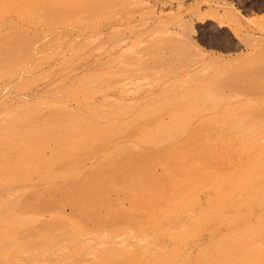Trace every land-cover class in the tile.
<instances>
[{
	"label": "rangeland",
	"instance_id": "rangeland-1",
	"mask_svg": "<svg viewBox=\"0 0 264 264\" xmlns=\"http://www.w3.org/2000/svg\"><path fill=\"white\" fill-rule=\"evenodd\" d=\"M75 1L77 0H69V2L68 0H0V231L4 229V232H0V264H52L51 262L54 264H127V262L129 264H160L161 262V264H241L242 262L255 264V251L258 248L255 245L259 246L261 242V246L264 245V229L257 234L255 226L251 229L253 233L245 229L246 232L253 235L248 237L243 231L245 235L242 234L246 236L243 238L247 241L244 240L246 244L241 243L242 246L238 244L239 240L237 241L238 238L241 239V236L235 240L243 229L238 232L239 230L237 229V231L236 228L242 226L235 227V230L232 229L235 233L231 231L234 233L231 235V232L228 233L227 219L236 221L241 215H247V212L255 207L257 201L253 202L252 200L257 198L258 194L264 198V185L260 186L257 183V181L262 182V178H264V171H262L264 162L253 160L255 159L253 156L249 160H252L253 166L247 160L249 158L243 161L238 160L235 163L238 170L227 172V167V171L221 170L223 175L220 172L218 178L215 169L223 159L226 161L227 158L225 159L223 156V151H221L222 154L219 153L218 150H221V147H217L219 143L217 140V145L214 143L217 148L215 149L214 146L209 150L205 138L209 132L229 129L240 116L243 122L247 120L248 118H242V114L243 116L248 115L255 105H246V107L241 103L242 100L253 98L259 95L255 93L264 90V55L263 57L260 55V50L264 52V33L257 29V23L260 24L264 20V0H121L123 2L120 0H99L102 3L98 0H82L83 2L78 0L80 2L76 5ZM116 4L117 6H115ZM218 12L221 15L217 14ZM195 17H199L202 22L217 23L214 25L212 23L214 27L210 26L209 28L196 27L194 25ZM257 18H261V21ZM178 24L182 26V30H190L192 39L186 40V42L182 40L184 43L177 40L179 38L172 39L181 30L178 28ZM218 25L224 27H218ZM172 30L173 32L176 30V33L174 32V34ZM243 40L247 42L243 43ZM177 46L180 48H176ZM253 47L258 50L254 48L253 51ZM256 52L258 53L254 57ZM236 67L238 70L243 68L240 71L244 70L245 73L252 74L248 75L243 71L241 73L244 74L240 75V71L238 74ZM251 69L254 71H249ZM231 73L233 75L237 73L238 75H235L239 78H235V75L232 76ZM214 74L220 79L214 78ZM224 75H228L229 78L231 76L230 80L227 76L224 78ZM216 80L218 81L215 82ZM263 96L264 94L261 97L257 96L262 98L259 101V107L261 103H264ZM133 103L136 104L133 105ZM263 105L262 108H252L255 112L259 111L254 118L261 114L263 115L261 117H264ZM196 116L209 117L206 119L207 121L204 120L205 126L203 121L197 124V120L200 118H196ZM249 119L246 123L252 120L251 117ZM8 131L11 132L8 133ZM224 131L222 133H227ZM76 134H78L77 137ZM202 135L206 136L205 140L200 139V137H204ZM145 139L147 140L145 141ZM211 145L213 146V144ZM193 146H197V148ZM69 147L71 149H67ZM181 147L185 148V152ZM124 151L125 153H123ZM159 151L160 153H157ZM171 152L172 154H170ZM91 156L93 157L91 158ZM263 156L262 159H264ZM229 157L233 158L230 155ZM254 157H260L258 160H261V155ZM236 158L233 159L236 160ZM203 159L206 163L203 162ZM211 159L213 165H210ZM187 161L191 163H187ZM225 161L224 165L227 166ZM255 161L260 165H254ZM215 162L219 163L216 165ZM181 163L185 165L187 163L188 166ZM237 164L241 166L238 168ZM254 166H256V171L261 174H257L256 178L254 177L256 174H252L256 173ZM240 167L243 168L242 170L246 168L247 171L242 172ZM249 167L251 170L248 169ZM183 168H185L184 171ZM188 168L189 170H186ZM191 168L197 170L192 171ZM219 168L217 169L220 170ZM127 169L130 171H125ZM199 170L201 171L199 172ZM207 170L214 173L215 178L212 176L213 174L209 177L206 173L210 171L207 172ZM130 172L131 174H129ZM138 173H140L139 180L145 179L142 182L139 181L141 185L136 181ZM176 173L181 174L177 176ZM193 173L196 175L194 178H192ZM224 173H229V175ZM182 174L189 175L183 177L187 178L186 180L190 178V180L183 179ZM132 175L135 178L134 176L132 178ZM204 175L209 181L206 184ZM151 176L153 177L151 178ZM171 177L172 179L181 177L182 180L179 178L177 182V179L172 181ZM251 177H254L257 184L251 180L253 184L250 185ZM258 177L261 178V181L258 180ZM211 178L215 179L213 180L216 181L217 187L220 186V183L228 184V186L223 185L225 188L220 187L222 188L220 190L212 188L210 185L213 184L214 187L215 183L210 180ZM195 179L198 182L197 185ZM184 180L186 185L190 183L193 185H190V191L185 184L178 185L180 188L178 190L176 184H179L180 181H182L180 183H184ZM194 181L195 183H192ZM152 184H154L152 188L154 191L150 188ZM255 184L259 185L258 188H262L261 191L256 188ZM146 185L150 187L147 188ZM170 185L175 186L173 188L175 192L177 189L176 194L171 195L175 192L169 191L172 188ZM138 186H141L139 188H143V191L136 188ZM235 186L236 190H234ZM242 186L244 187L242 188ZM164 187H169V190ZM208 187L209 189H207ZM231 187L234 188L232 189L233 193L230 191ZM254 187L259 192H256L258 194L254 193L255 190L252 189ZM163 188L166 193L162 192ZM77 189H80L79 191L84 194ZM134 189L140 192L138 193ZM214 190H222L224 194L228 190L230 194L228 195L226 192L227 197H224L226 201L223 197L220 201L218 196H222L219 195L221 192L217 191L218 195H216ZM252 190L253 192H251ZM247 191L255 195L248 194ZM135 192L138 193L136 197L139 198L134 197ZM167 192L170 197L175 195L176 197H168ZM145 193L147 196L150 195L149 197L153 195L154 197L150 199L148 197L147 201ZM206 193H209L208 196ZM212 193L217 197L213 196V198ZM178 194L181 196H177ZM192 194L198 197V200L194 196L192 197ZM205 195L206 198H204ZM127 196L135 199H128ZM141 196L142 198H140ZM178 197L181 200H178ZM216 198L218 199L215 201ZM140 199H144L151 205L147 203L146 205ZM160 199L163 200L160 201ZM204 199L207 204L209 201L211 205L210 203L204 204L206 203ZM251 201L253 203H250ZM261 201L259 200V202ZM175 202L177 203L175 204ZM201 202L202 204H200ZM35 203L36 205H33ZM111 203L113 206L110 205ZM246 203L250 210L247 207L244 209L243 205ZM115 204H118L119 208ZM235 204L238 206V210L241 206L242 212L239 210L238 214L235 213L237 208L234 206ZM170 205L174 206L170 207ZM40 206L42 207L40 208ZM126 206L129 208H124ZM149 206L151 207L150 211ZM227 206L231 207V211L226 209ZM94 207L98 210H94ZM152 208L157 212L152 211ZM196 208H198V212ZM224 208L227 211L223 212ZM232 208L234 209L232 210ZM41 209L46 210L41 211ZM168 209L171 211H167ZM208 209L210 210L208 211ZM60 210L63 213H60ZM90 210L92 211L89 212ZM218 210L222 213L217 215ZM232 213L234 215H231ZM142 214L145 215H143L145 218L140 217ZM182 214L185 215L184 218ZM155 216L159 218H155ZM152 217L153 219H151ZM223 217L224 221H222ZM214 219L216 223H213ZM218 219L221 223L217 222ZM151 220H153L152 223ZM201 220L203 221L201 222ZM139 221L140 223H138ZM174 221L177 222L173 225ZM209 221H213L214 225L208 226L211 225L208 224ZM20 222L23 225H20ZM117 222L119 223L117 224ZM101 223L102 225L105 223L104 227H99ZM197 223L200 225L198 228L195 227ZM224 223L225 225H222ZM251 223H253L252 220ZM18 224L20 227L17 226ZM169 224L172 226H168ZM193 225L194 228L191 230ZM54 227L59 228L57 230ZM11 229H14V232ZM68 230L69 232L66 233ZM71 232L72 234L69 235ZM182 234L186 236L183 237ZM255 237L256 239H254ZM23 244L24 246H21ZM110 245H112L111 248ZM248 246H250L249 249L255 247V250L253 251L252 248L249 250ZM261 246L259 248H262ZM114 249L117 250L114 251ZM116 253L120 254L117 256ZM133 253L134 255H131ZM260 253L258 257L261 262L263 260V263L258 264H264V248ZM151 255L153 256L150 257ZM136 256L137 258H135ZM256 259L258 260V258ZM181 260L183 261L181 262Z\"/></svg>",
	"mask_w": 264,
	"mask_h": 264
},
{
	"label": "bare ground",
	"instance_id": "bare-ground-1",
	"mask_svg": "<svg viewBox=\"0 0 264 264\" xmlns=\"http://www.w3.org/2000/svg\"><path fill=\"white\" fill-rule=\"evenodd\" d=\"M26 1H27V0H26ZM59 1H60V0H59ZM81 1H82V0H81ZM98 1H99V0H98ZM109 1H110V0H109ZM115 1H116V0H115ZM120 1H121V0H120ZM64 2H67V1H64ZM68 2H69V0H68ZM70 2H71V1H70ZM79 2H80V1H79ZM79 2H78V0L75 1V5H76V3L78 4ZM82 2H83V1H82ZM96 2H97V1H96ZM99 2L102 3V1H99ZM121 2H123V1H121ZM121 2H120V3H121ZM131 2H132V1H131ZM32 3H33V2H32ZM113 3H114V2H113ZM113 3H112V4H113ZM109 4H110V3H109ZM112 4H111V5H112ZM26 5H27V4H26ZM113 5H114V4H113ZM164 5H165V4H164ZM164 5H163V6H164ZM27 6H29V5H27ZM30 6H31V5H30ZM44 6H45V5H44ZM46 6H47V5H46ZM71 6H72V5H71ZM115 6H117V4H116ZM119 6H120V5H119ZM161 6H162V5H161ZM163 6H162V7H163ZM74 7H75V6H74ZM109 7H110V6H109ZM40 8H41V7H40ZM44 8H45V7H44ZM64 8H67V7H64ZM100 8H101V7H100ZM102 8H103V6H102ZM106 8H107V7H106ZM120 8H121V7H120ZM167 8H168V6H167ZM256 8H257V7H256ZM62 9H63V8H62ZM116 9H117V8H116ZM64 10H65V9H64ZM68 10H69V9H68ZM205 10H206V9H205ZM101 11H103V10H101ZM105 11H106V10H105ZM116 11H117V10H116ZM164 11H165V10H164ZM209 11H210V10H209ZM65 12H66V11H65ZM68 12H70V11H68ZM97 12H98V11H97ZM110 12H111V11H110ZM211 12H214V11H211ZM215 12H216V11H215ZM217 14L221 15L219 12H218ZM217 14H216V15H217ZM213 15H214V14H213ZM259 15H260V14H259ZM252 16H253V15H252ZM261 16H262V15H261ZM156 18H157V16H156ZM252 18H253V17H252ZM157 19H158V18H157ZM189 19H190V18H189ZM191 19H192V18H191ZM249 19H250V18H249ZM257 19H258V18H257ZM257 19H256V20H257ZM260 19H261V18H260ZM260 19H258V20H260ZM263 19H264V18H263ZM154 20H155V19H154ZM154 20H153V21H154ZM186 20H187V18H186ZM204 20H205V19H204ZM188 21H191V20H188ZM212 21H213V20H212ZM260 21H261V20H260ZM255 22H256V21H255ZM212 23H213V25H214L215 22H211V24H210V22H202V20H201L199 17H197V18L195 17V18H194V25H195L196 27H197V26H198V27H208V28H209L210 26L214 27V26L212 25ZM216 23H217V22H216ZM216 23H215V24H216ZM256 23H257V22H256ZM174 24H175V23H174ZM187 24H188V22H187ZM190 24H191V23H190ZM258 24H259V23H257V29H258L260 32L264 33V20H263L262 23H260L259 25H258ZM178 25H179V24H178ZM176 26H177V25H176ZM188 26H189V25H188ZM181 27H182V26H180V25L178 26L179 29H180ZM218 27H224V26H223V25H218ZM182 29H183V28H181L180 32H177V33H176V30H177V29L174 31V32L176 33L177 37H176V35H175V38H172L173 40L176 39V38H179V39H177V40H181V42H183V41L186 42V40H190V39H192V34H191L190 30H189V29H188V30H187V29L182 30ZM205 29H206V28H205ZM148 30H149V29H148ZM191 30H192V28H191ZM258 30H257V31H258ZM238 31H239V30H238ZM172 32H173V30H172ZM174 32H173V33H174ZM239 32H241V31H239ZM173 33H172V34H173ZM175 33H174V34H175ZM163 35H164V34H163ZM167 36H168V35H167ZM258 36H260V35H258ZM109 37H110V36H109ZM160 37H161V36H160ZM171 37H172V35H171ZM171 37H169V38H171ZM165 38H166V37H165ZM238 38H240V37H238ZM159 39H160V38H159ZM163 39H164V38H163ZM235 39H236V38H235ZM106 40H107V39H106ZM182 40H183V41H182ZM161 41H162V40H161ZM165 41H166V40H165ZM191 41L193 42V40H191ZM263 41H264V40H263ZM179 42H180V41H179ZM245 42H247V41H246V40H243V43H245ZM164 43H165V42H164ZM177 43H178V42H177ZM183 43H184V42H183ZM148 44H149V43H148ZM169 44H170V43H169ZM188 44H189V43H188ZM259 44H260V43H259ZM161 45H162V44H161ZM263 45H264V44H263ZM171 46H172V45H171ZM174 46H175V45H174ZM174 46H173V47H174ZM182 46H183V44H182ZM157 47L159 48V47H161V46H157ZM165 47H166V46H165ZM173 47H171V48H173ZM178 47H179V46H177L176 48H178ZM147 48H148V47H147ZM155 48H156V47H155ZM174 48H175V47H174ZM179 48H180V47H179ZM254 48H255V47H253V51H254ZM141 49H142V47H141ZM148 49H149V48H148ZM263 49H264V48H263ZM255 50H258V48H257V49L255 48ZM260 51H261V54H260V55H262V57H263L264 52H263L262 50H260ZM249 52H250V51H249ZM172 53H176V52H172ZM257 53H258V52L254 53L253 56L255 57V56H256L255 54H257ZM262 53H263V54H262ZM168 54H169V53H168ZM170 54H171V53H170ZM176 55H177V54H176ZM178 55H179V54H178ZM178 55H177V56H178ZM251 56H252V54H251ZM133 57H134V56H133ZM175 57H176V56H175ZM177 58H178V57H177ZM177 58H176V59H177ZM260 58H261V57H260ZM126 61H127V60H126ZM128 62H129V61H128ZM144 62H145V61H144ZM262 63H263V62H262ZM193 65H194V64H193ZM201 66H202V65H201ZM253 66H254V65H253ZM246 67H247V66H246ZM236 68H237V67H236ZM249 68H250V67H249ZM129 69H130V68H129ZM240 69H243V68H240ZM240 69L238 70V68H237L238 72H237V71H236V72H237L238 74H239ZM245 69H248V68H245ZM253 69H254V67H253ZM253 69H251V70H249V71H252ZM235 70H236V69H235ZM115 71H116V70H115ZM124 71H125V70H124ZM218 71H220V70H218ZM222 71H223V70H222ZM243 71H244V70H241V71H240V75H242V74L245 73V71H244V73H241V72H243ZM253 71H254V70H253ZM253 71H252V72H253ZM233 72H234V69H233ZM233 72H232V73H233ZM133 73H134V72H133ZM216 73H217V72H216ZM216 73H215V74H216ZM232 73H231V74H232ZM237 73H235V74L238 75ZM246 73L248 74V72H246ZM246 73H245V74H246ZM150 74H151V73H150ZM168 74H169V73H168ZM211 74H212V73H211ZM215 74H214V75H215ZM218 74H219V73H218ZM227 74H228V73H227ZM235 74H234V75H235ZM249 74H252V73H249ZM249 74H248V75H249ZM212 75H213V74H212ZM234 75L232 74V76H234ZM236 75H235V78L238 77V76H236ZM118 76H119V75H118ZM121 76H122V75H121ZM121 76H120V77H121ZM165 76H166V74H165ZM224 76H225V77H224ZM224 76H222V77H224V78H226V76L228 77V75H224ZM251 76H252V75H251ZM122 77H123V76H122ZM213 77H214V78L217 77V78L220 79V77H218V76H216V75L213 76ZM222 77H221V78H222ZM105 78H106V77H105ZM105 78H104V79H105ZM111 78H112V76H111ZM111 78H110V79H111ZM118 78H119V77H118ZM124 78H125V77H124ZM211 78H212V77H211ZM228 78H229V77H228ZM230 78H231V76H230ZM230 78H229V80H230ZM238 78H239V77H238ZM110 79H109V80H110ZM176 79H178V78H176ZM219 79H218V80H219ZM246 79H247V78H246ZM114 80H115V79H114ZM174 80H175V79H174ZM209 80H210V79H209ZM212 80H213V79H212ZM218 80H216L215 82H217ZM221 80H223V79H221ZM235 80H236V79H235ZM241 80H242V79H241ZM210 81H211V80H210ZM219 81H220V80H219ZM231 81H232V80H231ZM242 81H243V80H242ZM111 82H112V80H111ZM172 82H173V81H172ZM222 83H223V82H222ZM103 84H104V83H103ZM223 85H225V84H223ZM231 86H232V85H231ZM261 90H262V89H261ZM255 94H256V95L259 94V95H257V96H260V97H261V96L264 94V90L259 91L258 93H255ZM172 95H173V94H172ZM172 95H171V96H172ZM252 96H255V95H252ZM257 96H255V97H253V98H250V97H249V98H244V100H242L241 103H242L244 106H246V105H248V106H249V105H255V107H254V106L252 107V108H255V109L262 108L261 106H262L264 103H261L260 107L258 106V105H259V101H260L262 98H259V97H257ZM167 97H169V96H167ZM263 97H264V96H263ZM167 99H168V98H167ZM263 101H264V100H263ZM157 102H158V101H157ZM134 104H136V103H133V105H134ZM152 104H155V103H152ZM256 104H257V106H256ZM145 105H146V104H145ZM143 106H144V105H143ZM141 107H142V106H141ZM210 107H211V106H210ZM246 107H247V106H246ZM263 107H264V105H263ZM143 108H144V107H143ZM205 108H207V107H205ZM244 108H245V107H244ZM252 108H251L250 112L248 113V115L243 116V114L241 113V114H242V118H244V119H245V118H248V119H249V118L251 117L252 120H251L250 122L246 123V121H247L248 119H247V120H244V122H243V119H241V118H240L241 116H240L239 119H237V122H236V123H234L233 125H231L230 128L228 127L229 129L226 128L227 131H226L225 128L222 129L223 131L225 130L224 132H227V133H222L223 131H221V130L218 131V130H217V131H215V132H209V134L206 135L207 137H206L205 135H202V136H204V137H200V139H203V140L206 139V140H207V142H208L207 144H208V145H206V146L209 147V148H208L209 150H210V148H214V146H215V149H216L217 147L220 146V147H221V150H220V149L218 150L219 153H220L221 151H223V156L225 157V159L227 158L226 161H225L224 159L222 160L223 163H222V162H220V163H219V162H215L216 165H217V163H219V164H218V167H217L216 165H215V167H217V168L220 167V168H219L220 170H218L217 168L215 169V170L218 171V173H217V171H216V173H215L216 175L218 174L217 177H218V176L220 177V174H219V173H220V172L222 173L221 170H223L224 172L227 171V169H228L227 172H229V171H233V170L236 171L237 168H236V164H235V163H237L238 160H239V161H240V160L243 161V160H246L247 158H249V159H247V160L249 161L250 158H252L251 156H253V158H255V159H253V160H256V159H257V161L260 162V163H261V162H264V159H262V156L264 155V117H261V116H263V115L261 114V116H259V117H255V118H256V119H255L254 116H256V114H258L259 111L255 112L254 110H252ZM148 109H149V108H148ZM207 109H208V108H207ZM210 109H211V108H210ZM249 109H250V108H249ZM208 110H209V109H208ZM201 111H203V110H201ZM201 111H200V112H201ZM251 111H252V112H251ZM253 111H254V113H253ZM204 112H205V110H204ZM208 112H209V111H208ZM209 113H210V112H209ZM246 114H247V113H246ZM253 114H255V115H253ZM263 114H264V111H263ZM212 115H214V114H212ZM250 115H251V116H250ZM252 115H253V116H252ZM199 116H200V115H199ZM199 116H196V118H198ZM215 116H216V114H215ZM247 116H248V117H247ZM129 117H130V116H129ZM196 118H195V119H196ZM199 118H200V119L197 120V121H198L197 124L201 123V121H203L202 123H204L205 121H207L206 119L209 118V117H208V116H202V117H199ZM213 118H215V117H213ZM216 119H217V117H216ZM240 119H241V120H240ZM77 120H78V119H77ZM204 120H205V121H204ZM211 120H212V118H211ZM219 120H220V119H219ZM239 120H240L241 122H240ZM249 120H250V119H249ZM249 120H248V121H249ZM116 121H118V120H116ZM214 121H215V120H214ZM82 122H84V121H82ZM110 122H111V121H110ZM118 122H119V121H118ZM209 122H211V121H209ZM209 122H208V123H209ZM35 123H36V122H35ZM113 123H114V122H113ZM43 124H44V123H43ZM105 124H106V123H105ZM108 124H109V122H108ZM194 124H195V123H194ZM33 125H34V124H33ZM93 125H94V124H93ZM162 125H163V124H162ZM48 126H49V125H48ZM48 126H47V127H48ZM100 126H101V125H100ZM100 126H99V128H101ZM104 126H105V125H104ZM108 126H109V125H108ZM111 126H112V125H111ZM204 126H205V123H204ZM16 127L19 128L18 126H16ZM32 127H33V126H32ZM35 127H36V126H35ZM41 127H42V126H41ZM74 127H75V126H74ZM208 127H210V126H208ZM211 127H212V125H211ZM211 127H210V128H211ZM87 128H88V127H87ZM90 128H91V127H90ZM96 128L98 129L97 126H96ZM103 128H104V127H103ZM210 128H209V129H210ZM20 129H21V128H20ZM20 129H18V130H20ZM26 129H27V128H26ZM30 129H31V128H30ZM47 129H48V128H47ZM56 129H57V128H56ZM88 129H89V128H88ZM165 129H167V128H165ZM215 129H216V128H215ZM15 130H16V128H15ZM24 130H25V129H24ZM32 130H33V129H32ZM92 130H93V129H92ZM26 131H27V130H26ZM37 131H38V130H37ZM53 131H54V130H53ZM72 131H73V130H72ZM95 131H96V129H95ZM173 131H174V130H173ZM207 131H208V130H207ZM210 131H211V130H210ZM9 132H11V131H8V133H9ZM14 132H15V131H14ZM14 132H13V133H14ZM22 132H24V131H22ZM56 132H57V131H56ZM64 132H66V131H64ZM60 133H61V131H60ZM62 133H63V132H62ZM77 133H78V132H77ZM85 133H86V132H85ZM80 134H81V133H80ZM100 134H101V133H100ZM100 134H99V135H100ZM107 134H108V133H107ZM169 134H171L170 131H169ZM205 134H206V133H205ZM13 135H15V134H13ZM13 135H11V136H13ZM16 135H18V134L16 133ZM16 135H15V137H16ZM72 135H73V134H72ZM77 135H78V134H76V137H77ZM91 135H92V134H91ZM140 135H141V134H140ZM152 135H153V134H152ZM8 136H9V135H8ZM8 136H7V137H8ZM58 136H59V135H58ZM80 136H81V135H80ZM101 136H102V135H101ZM103 136H104V135H103ZM169 136H170V138H171V135H169ZM15 137H14V138H15ZM20 137H21V136H20ZM63 137H64V136H63ZM83 137H84V136H83ZM86 137H87V135H86ZM163 137H164V136H163ZM166 137H167V136H166ZM205 137H206V138H205ZM14 138H13V139H14ZM18 138H19V137H18ZM21 138H22V137H21ZM23 138H24V137H23ZM84 138H85V137H84ZM87 138H88V137H87ZM164 138H165V137H164ZM204 138H205V139H204ZM2 139H3V138H2ZM90 139H91V138H90ZM113 139H114V138H113ZM159 139H160V138H159ZM8 140H9V139H8ZM19 140H20V139H19ZM23 140H24V139H23ZM64 140H66V139H64ZM110 140H111V139H110ZM110 140H109V141H110ZM114 140H115V139H114ZM146 140H147V139H145V141H146ZM161 140H162V139H161ZM178 140H179V139H178ZM182 140H183V139H182ZM216 140H217V142H219L217 147H216V145H217ZM6 141H7V140H6ZM16 141H17V140H16ZM54 141H56V140H54ZM54 141H53V142H54ZM78 141H79V139H78ZM78 141H77V142H78ZM107 141H108V140H107ZM112 141H113V140H112ZM151 141H152V140H151ZM213 141H214V142H213ZM4 142H5V141H4ZM18 142H19V141H18ZM61 142H62V141H61ZM84 142H85V140H84ZM127 142H128V141H127ZM149 142H150V141H149ZM211 142H213V143H211ZM105 143H106V141H105ZM131 143H132V142H131ZM146 143H147V142H146ZM214 143H216V145H214ZM25 144H26V142H25ZM53 144H54V143H53ZM59 144H60V143H59ZM65 144H66V143H65ZM176 144H178V143H176ZM179 144H180V143H179ZM182 144H183V143H182ZM195 144H196V143H195ZM211 144H213V146H212ZM219 144H220V145H219ZM9 145H10V144H9ZM26 145H27V144H26ZM41 145H43V144H41ZM66 145H67V144H66ZM131 145H132V144H131ZM197 145H199V144H197ZM200 145H202V144H200ZM203 145H204V144H203ZM203 145H202V146H203ZM5 146H6V145H5ZM37 146H38V145H37ZM43 146H44V145H43ZM127 146H128V145H127ZM168 146H169V145H168ZM178 146H179V145H178ZM180 146H181V145H180ZM206 146H205V147H206ZM41 147H42V146H41ZM47 147H48V146H47ZM49 147H50V146H49ZM64 147H65V146H64ZM70 147H72V146H70ZM70 147L67 148V149H71ZM115 147H117V146H115ZM193 147H194V146H193ZM195 147L197 148V146H195ZM195 147H194V148H195ZM200 147H201V146H200ZM205 147H204V148H205ZM28 148H29V147H28ZM42 148H43V147H42ZM75 148H76V147H75ZM123 148H124V147H123ZM131 148H132V146H131ZM133 148H134V146H133ZM181 148H183V152H185V151H184L185 148H184V147H181ZM194 148H193V149H194ZM198 148H199V147H198ZM34 149L37 150V148H34ZM43 149H44V148H43ZM72 149H73V148H72ZM142 149H143V148H142ZM190 149H192V148H190ZM27 150H28V149H27ZM29 150H30V149H29ZM32 150H33V148H32ZM32 150H31V151H32ZM36 150H34V151H36ZM38 150H39V146H38ZM86 150H87V149H86ZM89 150H90V149H89ZM121 150H122V149H121ZM121 150H120V152H121ZM138 150H139V149H138ZM160 150H161V149H160ZM176 150L179 151L178 149H176ZM206 150H207V149H206ZM206 150H205V151H206ZM211 150H212V149H211ZM87 151H88V150H87ZM94 151H95V150H94ZM127 151H128V150H127ZM141 151H142V150H141ZM180 151H182V150H180ZM193 151L195 152L196 150H193ZM212 151H214V150H212ZM212 151H211V152H212ZM218 151H217V152H218ZM161 152H162V151H161ZM174 152H175V150H174ZM186 152H187V151H186ZM206 152H207V151H206ZM34 153H35V152H34ZM81 153H82V151H81ZM81 153H80V154H81ZM86 153H87V152H86ZM123 153H125V151H124ZM135 153H136V152H135ZM137 153H139V152H137ZM137 153H136V154H137ZM154 153H155V151H154ZM157 153H160V151L157 152ZM164 153H166V152H164ZM187 153H188V152H187ZM53 154H54V153H53ZM110 154H111V153H110ZM127 154H128V153H127ZM129 154H130V152H129ZM136 154H135V155H136ZM170 154H172V152H171ZM185 154H186V153H185ZM188 154H189V153H188ZM191 154L194 155L193 153H191ZM204 154H205V153H204ZM206 154H207V153H206ZM209 154H210V153H209ZM213 154H215V153H213ZM221 154H222V152H221ZM50 155H51V153H50ZM71 155H72V154H71ZM118 155H120V154H118ZM133 155H134V154H133ZM138 155H139V154H138ZM192 155H191V158H192ZM197 155H198V153H197ZM199 155H200V153H199ZM229 155H230L231 157H233L232 155H234L235 157H233V158L238 157V158H236L237 161H236L235 159H233V158H230ZM259 155H261V160H258V158L260 159V157H257V158L254 157V156H259ZM93 156H94V155H93ZM93 156H91V158H92ZM128 156H129V155H128ZM173 156H174V155H173ZM177 156H178V155H177ZM183 156H184V155H183ZM194 156H195V155H194ZM215 156H216V154H215ZM45 157H46V156H45ZM47 157H48V156H47ZM106 157H107V156H106ZM159 157H161V156H159ZM163 157H164V156H163ZM163 157H162V158H163ZM187 157H188V156H187ZM187 157H186V158H187ZM199 157H200V156H199ZM204 157H205V156H204ZM88 158H89V157H88ZM117 158H118V157H117ZM162 158H161V159H162ZM191 158H190V159H191ZM193 158H194V157H193ZM197 158H198V157H197ZM263 158H264V156H263ZM107 159H108V158H107ZM161 159H160V160H161ZM180 159H181V158H180ZM198 159H199V158H198ZM205 159H206V157H205ZM100 160H101V159H100ZM141 160H142V159H141ZM154 160H155V159H154ZM181 160H182V159H181ZM188 160H189V159H188ZM207 160H208V158H207ZM207 160H206V161H207ZM217 160H218V159H217ZM233 160L236 161V162H234ZM101 161H102V160H101ZM131 161H132V160H131ZM190 161H191V160H190ZM190 161H187V163H191V162H192V161H191V162H190ZM199 161H200V160H199ZM208 161H209V160H208ZM214 161H215V160H214ZM224 161L228 164V165L226 164L227 166L224 165ZM104 162H105V161H104ZM144 162H147V161H144ZM203 162H205L204 159H203ZM212 162H213V161H212V159H211V164H210V165H213ZM250 162H251V164L253 163L252 160L249 161V163H250ZM110 163H111V162H110ZM128 163H129V161H128ZM157 163H158V162H157ZM187 163H186V165L188 166ZM201 163H202V162H201ZM201 163H200V165H201ZM205 163H206V162H205ZM221 163H222L225 167H224ZM244 163L246 164L245 161H244ZM260 163H259V165H260ZM112 164H113V163H112ZM124 164H125V163H124ZM181 164L184 165V166H186V165L183 164V163H181ZM181 164H180V165H181ZM207 164H208V163H207ZM220 164H221V165H220ZM247 164H248V163H247ZM251 164H250V166H251ZM263 164H264V163H263ZM43 165H44V164H43ZM101 165H102V164H101ZM126 165H127V164H126ZM142 165H143V164H142ZM146 165H147V164H146ZM146 165H145V166H146ZM219 165H220V166H219ZM248 165H249V164H248ZM254 165H256V166L258 165L256 161L254 162ZM259 165H258V166H259ZM105 166H106V165H105ZM148 166H150V165H148ZM176 166H177V165H176ZM192 166H194V165H192ZM208 166H209V165H208ZM208 166H207V167H208ZM221 166H222V167H221ZM231 166H232V167H231ZM233 166H234L235 168H234ZM239 166H241V165H240V164H237V167H238V168H239ZM252 166H253V164H252ZM256 166H254V168H255ZM262 166H263V165H262ZM80 167H81V166H80ZM137 167H138V166H137ZM150 167H151V166H150ZM179 167H180V166H179ZM204 167H205V166H204ZM209 167H210V166H209ZM209 167H208V168H209ZM227 167H228V168H227ZM230 167H231V168H230ZM44 168H46V167H44ZM95 168H96V165H95ZM100 168H101V167H100ZM121 168H122V167H121ZM138 168H139V167H138ZM142 168H145V167L142 166ZM151 168H152V167H151ZM189 168H190V167H189ZM189 168L186 169V170H189ZM193 168H194V167H193ZM193 168H191L192 171H194V170L196 171V170H197V169H194V170H193ZM201 168H203V167L201 166ZM211 168H213V166H211ZM211 168H210V169H211ZM223 168H225V169H223ZM226 168H227V169H226ZM240 168H241V167H240ZM244 168H245V167H244ZM254 168L252 167V169H254ZM260 168H261V167H260ZM49 169H50V168H49ZM80 169H81V168H80ZM147 169H148V168H147ZM176 169H177V168H176ZM184 169H185V168H183V171H184ZM230 169H232V170H230ZM242 169H243V168L240 169L242 172H244V170L247 171L246 168H245L244 170H242ZM248 169L251 170L250 167H249ZM76 170H77V169H76ZM106 170H107V168H106ZM109 170H110V168H109ZM143 170H144V169H143ZM143 170H142V171H143ZM151 170H152V169H151ZM151 170H149V171H151ZM153 170H154V169H153ZM163 170H164V168H163ZM177 170H178V169H177ZM237 170H238V169H237ZM240 170H239V171H240ZM77 171H78V170H77ZM125 171H128V169L125 170ZM129 171H130V170H129ZM129 171H128V172H129ZM135 171H136V169H135ZM138 171L141 172L140 170H138ZM144 171H147V170H144ZM144 171H143V172H144ZM168 171H169V170H168ZM180 171H181V170H180ZM200 171H201V170H199V172H200ZM208 171H210V170H207V172H208ZM212 171H213V169H212ZM239 171H237L238 174H239ZM255 171H256V168H255ZM262 171H264V170H262ZM262 171H261V172H262ZM107 172H108V171H107ZM107 172H106V173H107ZM169 172H170V171H169ZM187 172H188V171H187ZM213 172H215V171H213ZM237 172H236V173H237ZM242 172H240V173H242ZM253 172H254V171H253ZM87 173H89V172L87 171ZM121 173H122V172H121ZM123 173H124V172H123ZM152 173H153V171H152ZM161 173H162V172H161ZM167 173H168V172H167ZM171 173H172V172H171ZM183 173H184V172H183ZM194 173H196V172H194ZM194 173H193V174H194ZM201 173H202V172H201ZM201 173H200V175H201ZM209 173H210V174H209ZM209 173H206V174H208V176H209V175L211 176V175L213 174L212 176L215 178L214 173H211V171H210ZM230 173H231V172H230ZM232 173H233V172H232ZM232 173H231V174H232ZM116 174H117V173H116ZM124 174H125V173H124ZM126 174H128V173H126ZM129 174H131V172H130ZM135 174H136V172H135ZM139 174H140V173H138V175H136L137 179H138V178L140 179V177H138ZM146 174H147V173H146ZM164 174H165V173H164ZM176 174H177V173H176ZM176 174H175V175H176ZM179 174H181V173H179ZM179 174H177V176H178ZM185 174H186V173H185ZM224 174H225V173H224ZM238 174H237V175H238ZM252 174H254V175L256 174V175L254 176V175H252ZM252 174H251V175L254 176L255 178H256V176H258L257 174L261 175V174L259 173V171H258V172L256 171V173L254 172V173H252ZM84 175H85V174H84ZM84 175H83V176H84ZM147 175H148V174H147ZM147 175H145V176H147ZM158 175H159V174H158ZM165 175H166V174H165ZM169 175H171V174H169ZM172 175H173V174H172ZM187 175H188V174H187ZM189 175H190V173H189ZM189 175H188V176H189ZM222 175H223V173H222ZM222 175H221V177H222ZM225 175H229V173H228V174H225ZM235 175H236V174H235ZM13 176H15V175H13ZM83 176H82V177H83ZM133 176H134V175H132V178H133ZM149 176H150V175H149ZM159 176H160V175H159ZM159 176H157V178H158ZM163 176H164V175H163ZM173 176H174V175H173ZM177 176H176V177H177ZM183 176H184V175L182 174V178H183V179H185L184 177H188V176H184V177H183ZM192 176H193V177H192ZM192 176H191V177L194 178V176H196V175L194 174V175H192ZM204 176H205V180H204L205 182H204V183L206 184V183L209 182V181L206 179V178H207L206 175H204ZM210 176H209V177H210ZM231 176H232V175H231ZM233 176H234V174H233ZM262 176H263V175H262ZM116 177H117V176H116ZM130 177H131V175H130ZM152 177H153V176H151V178H152ZM155 177H156V174H155V176H154V179H155ZM168 177H169V176H168ZM198 177H199V175H198ZM198 177H197V178H198ZM209 177H208V178H209ZM219 177H218V178H219ZM226 177H227V176H226ZM240 177H241V176H240ZM248 177H249V176H248ZM254 177H253V178L251 177V178H250V181H251V180H254V182H255ZM21 178H22V177H21ZM125 178H126V177H125ZM134 178H135V176H134ZM142 178H143V177H142ZM149 178H150V177H149ZM159 178H160V177H159ZM164 178H165V177H164ZM169 178H170V177H169ZM179 178H181V177H179ZM179 178H178V179L176 178V179H177V180H176V179L173 177V179L176 180V182L179 180ZM182 178H181V180H182ZM200 178H202V177H200ZM214 178H213V179H214ZM218 178H216V180H217ZM224 178H225V177H223V179H224ZM230 178H231V177H230ZM241 178H242V177H241ZM258 178H259V177H258ZM137 179H136V181H138V182H139V181L142 182V181L145 180V179H141V180H139V179L137 180ZM161 179H163V178H161ZM171 179H172V177H171ZM173 179H172V181H173ZM186 179H187V178H186ZM186 179H185V180H186ZM202 179H204V178H202ZM213 179L211 178L210 180H213ZM225 179H226V178H225ZM231 179H233V177H232ZM231 179H230V181H231ZM262 179H263L262 182H260L261 184L257 181V183H258L260 186H261L262 184L264 185V182H263V181H264V178H262ZM146 180H148V179H146ZM151 180H152V179H151ZM151 180H150V181H151ZM156 180H157V179H156ZM168 180H169V179H168ZM185 180H184V183H180V182H182V181H180L179 184H176L175 182H173V184H176V186H177V188H178V187H179L178 185H181V186H182V184H185V183H186ZM188 180H190V178H188ZM188 180H186V181H188ZM195 180H196V179H195ZM200 180H201V179H200ZM206 180H207V181H206ZM214 180H215V179H214ZM214 180L212 181L213 183L216 182V181H214ZM227 180L229 181V178H228ZM247 180H248V179H247ZM247 180H246V181H247ZM258 180L261 181V178H259ZM124 181H125V180H124ZM166 181H167V180H166ZM191 181H193V180L191 179ZM218 181H219V179H218ZM225 181H226V180H225ZM140 182H139V184L141 185ZM212 182H211V183H212ZM244 182H245V181H244ZM251 182H252V183H251ZM251 182H250V185L253 184V181H251ZM149 183H150V182H149ZM151 183H152V181H151ZM151 183H150V184H151ZM157 183H159V182H157ZM169 183L171 184V180H170ZM187 183H189V182H187ZM192 183H195V181L192 182ZM197 183H198V182H197V180H196V185H197ZM211 183H209V184H211ZM219 183H220V181H219ZM246 183H247V182H246ZM248 183H249V182H248ZM255 183H256V182H255ZM257 183H256V184H257ZM144 184H145V183H144ZM150 184H148V185H150ZM164 184H165V183H164ZM202 184H203V183H201V185H202ZM241 184H242V183H241ZM256 184H255V186H256ZM72 185H73V184H72ZM75 185H76V184H75ZM123 185H124V184H123ZM142 185H143V184H142ZM148 185H146L147 188L150 187V186H148ZM153 185H154V184H152V187H150L152 191H154V190L152 189V188H153ZM157 185H158V184H157ZM157 185H156V186H157ZM188 185H189V187H188ZM188 185L185 184V186H186L188 189L190 188V185L193 186L191 183L188 184ZM198 185H199V184H198ZM201 185H200V186H201ZM212 185H213V184H211L210 187H212V188H217V189L219 188V190H220V189H222V188H225V187H223V185H226V184H221V183H220V186H219V187L216 186L217 183H215V186H216V187H215V186L213 187ZM218 185H219V184H218ZM230 185H232V184H230ZM242 185H243V184H242ZM259 185H257L256 188H257L258 190L261 191L262 188H261V189L258 188ZM64 186H65V185H64ZM164 186H166V185H164ZM168 186H169V185H168ZM170 186H171V185H170ZM202 186H203V185H202ZM204 186L207 187L206 185H204ZM226 186H228V184H227ZM246 186H247V185H246ZM248 186H249V185H248ZM248 186H247V187H248ZM252 186H254V185H252ZM48 187H49V186H48ZM66 187H67V186H66ZM71 187H73V186H71ZM71 187H70V190H72ZM75 187L77 188V186H75ZM83 187H84V186H83ZM109 187H110V186H109ZM139 187H141V186H138V187H136V188H138L139 190L142 189V191H143V188H139ZM143 187H144V186H143ZM166 187H167V186H166ZM166 187H164V188H165V189H168V188H169V187H168V188H166ZM171 187H172V188H173V187L175 188V186H173V185H172ZM183 187H184V185H183ZM183 187H182V188H183ZM220 187H222V188H220ZM243 187H244V186H242V188H243ZM250 187H251V186H250ZM250 187H249V188H250ZM263 187H264V186H263ZM73 188H74V187H73ZM111 188H112V187H111ZM120 188H121V187H120ZM133 188H134V187H133ZM133 188H132V189H133ZM147 188H145V189H147ZM156 188H157V187H156ZM164 188L162 189V192L165 191ZM172 188H170V190H169V189H168V190H169L170 192L173 193V192H175V189H174V188L172 189ZM182 188H181V189H182ZM196 188H198V187L196 186ZM202 188H203V187H202ZM229 188H230V186H229ZM238 188H239V186H238ZM68 189H69V188H68ZM86 189H87V188H86ZM179 189H180V188H178V190H179ZM194 189H195V188H194ZM207 189H209V187H208ZM207 189H206V190H207ZM232 189H234V188L231 187V190H230L231 193H233L232 191L236 190L237 187L235 186V189H234V190H232ZM245 189H247V188H245ZM252 189L255 190V192H254L255 194H258V193H259V192L255 189V187L252 188ZM263 189H264V188H263ZM12 190H13V189H12ZM60 190H61V189H60ZM73 190H74V189H73ZM77 190H78V189H77ZM79 190H80V189H79ZM79 190H78V191H79ZM81 190H82V189H81ZM96 190H97V189H96ZM100 190H101V188H100ZM123 190H124V188H123ZM123 190H122V192H123ZM134 190L136 191L137 189H134ZM158 190H159V189H158ZM172 190H173V191H172ZM192 190H193V189H192ZM197 190H199V189H197ZM200 190H201V189H200ZM202 190H203V189H202ZM206 190H205V191H206ZM224 190H225V189H224ZM239 190H240V189H239ZM242 190H243V189H242ZM242 190H241V191H242ZM248 190H249V189H248ZM250 190H251V189H250ZM57 191H58V190H57ZM62 191H63V190H62ZM66 191H67V190H66ZM74 191H75V190H74ZM82 191H83V190H82ZM89 191H91V190H89ZM142 191H141V192H142ZM156 191H157V190H156ZM156 191H155V192H156ZM159 191H160V190H159ZM159 191H158V192H159ZM183 191H184V190H183ZM185 191H187V190H185ZM188 191H190V189H189ZM188 191H187V192H188ZM211 191H212V190H211ZM214 191H215L216 195H218V193H217L218 190H217V191L214 190ZM214 191H213V192H214ZM79 192H81V191H79ZM91 192H93V191H91ZM111 192H112V191H111ZM122 192H121V194H122ZM124 192H125V191H124ZM136 192H138V191H136ZM136 192H135V196H134V197H136V194H138L140 191H139L138 193H136ZM162 192L160 193V195L162 194ZM176 192H177V189H176ZM176 192L173 193V194H171V195L176 194ZM180 192H181V191H180ZM218 192H219V193L221 192V194H219V195H222V196H221V197L218 196L219 199L216 198L215 201H216L217 199L220 200L222 197H223V198H224V197H227V196H226V192H227L228 195L230 194V193H228V190L225 192V194L223 193L222 190H221V191H218ZM251 192H253V190H252ZM251 192L249 191L250 194H251ZM256 192H258V193H256ZM76 193H78V192H76ZM81 193H82V192H81ZM87 193H88V192H87ZM102 193H103V192H102ZM142 193H143V192H142ZM164 193H166V191H165ZM167 193H168V192H167ZM178 193H179V192H178ZM192 193H193V192H192ZM195 193H196V191H195ZM234 193H235V192H234ZM247 193H248V191H247ZM249 193H248V194H249ZM261 193H262V192H261ZM261 193H260V194H261ZM60 194H61V193H60ZM64 194H65V192H64ZM82 194H84V193H82ZM85 194H86V193H85ZM88 194H89V193H88ZM116 194L118 195L119 192L116 193ZM132 194H134V193H132ZM132 194H131V195H132ZM145 194H146V193H145ZM168 194H169V193H168ZM168 194H167V195H168ZM188 194H189V193H188ZM188 194H187V195H188ZM193 194H194V193H193ZM193 194H192V197L194 196ZM203 194H205V193L203 192ZM208 194H209V193H206L207 196H208ZM245 194H246V193H245ZM252 194H253V193H252ZM252 194H251V195H252ZM255 194H253V195H255ZM77 195H79V194H77ZM90 195H91V194H90ZM167 195H166V196H167ZM190 195H191V193H190ZM190 195H189V196H190ZM196 195L198 196V194H196ZM206 195L204 196V198H206ZM211 195H212V197L214 196L213 193H212ZM216 195H215L214 197H217ZM263 195H264V193H263ZM51 196H52V194H51ZM51 196H50V197H51ZM144 196H146V199H147L150 195L147 196V194H146V195H144ZM144 196H143V197H144ZM151 196H152V195H151ZM163 196H164V194H163ZM177 196H181V195L178 194ZM185 196H186V195H185ZM259 196H260V195L258 194V195H257V198H253V197H252V198H253L252 201H253V202L257 201V203H255L256 205L254 204L255 207L253 206L254 208H253L250 212H247V215H243V216L241 215V217H240L238 220H236V221H235V220L232 221L233 219H231V220L227 219V222L229 223L228 225L226 224V225H227V229L229 230L228 233H230L231 231L235 230V227H237V226H242V227L236 228V230L238 229L239 231H238V230H237V231L240 232V229L243 228V229L241 230V231H242L241 234H242V233L244 234V232H245L246 236H248V237H249V236L252 237L253 234L250 235V234H249L250 232H249V233L246 232L245 229H247V231H251V232L253 233V231H252L251 229L253 228V226H255L254 228H255V233H256V234H257L259 231H261L262 229H264V201H263V202L261 201L262 199L264 200V198H262V196H260V197H259ZM105 197H106V196H105ZM115 197H116V196H115ZM121 197H122V196H121ZM123 197H124V196H123ZM130 197H131V196H130ZM152 197H154V195H153ZM152 197H149V199L152 198ZM157 197H159L158 194H157ZM161 197H162V196H161ZM168 197H170V194H169ZM175 197H176V195H175L174 197L171 196L170 198H175ZM194 197H195V196H194ZM214 197H213V198H214ZM233 197H234V196H233ZM233 197H232V198H233ZM235 197H236V196H235ZM245 197H246V196L244 195V198H245ZM247 197H248V196H247ZM258 197H259L260 199H259ZM2 198H3V197H2ZM53 198H54V197H53ZM112 198H113V197H112ZM117 198H118V197H117ZM127 198H128V196H127ZM132 198H133V197H132ZM132 198H128V199H132ZM136 198H139V197H136ZM140 198H142V196H141ZM144 198H145V197H144ZM165 198H166V197H165ZM170 198H168V199H170ZM180 198H181V197H180ZM185 198H188V197H185ZM195 198H197V200H198V197H195ZM6 199H7V198H6ZM114 199H115V198H114ZM119 199H121V198H119ZM133 199H135V198H133ZM157 199H158V198H157ZM193 199H194V198H193ZM225 199H226V198H224V200H225ZM234 199H235V198H234ZM246 199H247V198H246ZM254 199H255V200H254ZM9 200H10V199H9ZM45 200H46V199H45ZM48 200H49V199H48ZM51 200H52V199H51ZM136 200H137V199H136ZM136 200H135V201H136ZM141 200L144 201V199H140V201H141ZM151 200H152V199H151ZM153 200H154V199H153ZM161 200H163V199H160V201H161ZM178 200H181V199H179V197H178ZM183 200H184V197H183ZM185 200H186V199H185ZM195 200H196V199H195ZM200 200H201V199H200ZM205 200H206V199H204V201H205ZM237 200H238V199H237ZM244 200H245V199H244ZM259 200H260L261 202H259ZM46 201H47V200H46ZM110 201H111V200H110ZM112 201L114 202V200H112ZM120 201H121V200H120ZM131 201L134 202L133 200H131ZM143 201H141V202H143ZM147 201H148V199H147ZM166 201H167V199H166ZM172 201H177V200H172ZM172 201H171V202H172ZM187 201H188V200H187ZM201 201H202V200H201ZM220 201H221V200H220ZM220 201H218V202L220 203ZM225 201H226V200H225ZM238 201H239V200H238ZM238 201H236V202H238ZM247 201H248V200H247ZM252 201H251L250 203H253ZM108 202H109V201H108ZM123 202H124V200H123ZM136 202H137V201H136ZM144 202H145V201H144ZM152 202H154V201H152ZM152 202H151V203H152ZM155 202H156V201H155ZM168 202H169V201H168ZM171 202H170V203H171ZM180 202H181V201H180ZM180 202H178L179 205H180ZM182 202H183V201H182ZM182 202H181V203H182ZM188 202H190V201H188ZM188 202H187V203H188ZM205 202H206V201H205ZM211 202H212V201H211ZM13 203H14V202H13ZM13 203H12V204H13ZM48 203H49V202H48ZM73 203H74V202H73ZM116 203H117V202H116ZM121 203H122V202H121ZM129 203H130V200H129ZM146 203H147V202H145V204H146ZM165 203H166V202L164 201V205H165ZM172 203L174 204V202H172ZM176 203H177V202H175V204H176ZM209 203H210V202L208 201V204H209ZM221 203H222V202H221ZM228 203H229V202H228ZM234 203H235V202H234ZM37 204H38V203H37ZM43 204H44V203H43ZM108 204H109V203H108ZM130 204H131V203H130ZM130 204H129V205H130ZM143 204H144V203H143ZM147 204H148V205H151V204H149V203H147ZM147 204H146V205H147ZM162 204H163V202H162ZM200 204H202V202H201ZM204 204L208 205L207 202L204 203ZM237 204H238V203H237ZM248 204H249V203H248ZM8 205H9V204H8ZM33 205H36V203L33 204ZM110 205L113 206L112 203H111ZM117 205H118V204H117ZM117 205L115 204L116 207H117ZM123 205H124V204H123ZM123 205H122V206H123ZM137 205H138V204H137ZM137 205H136V206H137ZM210 205H211V203H210ZM210 205H209V206H210ZM212 205H213V204H212ZM4 206H5V205H4ZM6 206H7V205H6ZM74 206H75V205H74ZM111 206H110V208H111ZM133 206H134V204H133ZM152 206H154V205H152ZM168 206H169V205H168ZM173 206H174V205H172V206L170 205V207H173ZM175 206H177V205H175ZM193 206H194V205H193ZM234 206H237V205L235 204ZM234 206H233V207H234ZM243 206H244V209H246V207L249 208L248 205H247V203H246V205H243ZM2 207H3V206H2ZM18 207H19V206H18ZM18 207L16 208L17 210H18ZM32 207H33V206H32ZM32 207H30V208H32ZM35 207H36V206H35ZM41 207H42V206H40V208H41ZM70 207H71V206H70ZM92 207H93V206H92ZM127 207H128V206H126V207H124V208H127ZM131 207H132V205H131ZM137 207H138V206H137ZM144 207H145V206H144ZM149 207H150V206H149ZM160 207H161V205H160ZM170 207H169V208H170ZM177 207H178V206H177ZM179 207H180V206H179ZM210 207H211V206H210ZM227 207H228V208H227ZM227 207H226V209H228V210L230 209V211H231V207H229V206H227ZM251 207H252V206H251ZM36 208H38V207H36ZM36 208H35V209H36ZM68 208H69V207H68ZM89 208H90V206H89ZM118 208H119V205H118ZM128 208H129V207H128ZM132 208H133V207H132ZM138 208H139V207H138ZM158 208H159V207H158ZM28 209H29V208H28ZM63 209H64V208H63ZM69 209H70V208H69ZM71 209H72V208H71ZM95 209H97V208L94 207V210H95ZM113 209H114V208H113ZM133 209H134V208H133ZM148 209H149V208H148ZM161 209H162V208H161ZM171 209H172V208H171ZM174 209H175V208H174ZM193 209H194V208H193ZM193 209H192V210H193ZM205 209H206V208H205ZM226 209L224 208L223 212H224V211H227ZM233 209H234V208H232V210H233ZM242 209H243V208H242ZM8 210H9V209H7V211H8ZM33 210H34V209H33ZM33 210H32V211H33ZM38 210H39V209H38ZM43 210H44V209H43ZM43 210L41 209V211H43ZM45 210H46V209H45ZM45 210H44V211H45ZM50 210H52V209H50ZM50 210H48V211L50 212ZM94 210H93V212H94ZM97 210H98V209H97ZM108 210H109V209H108ZM150 210H151V207H150L149 211H150ZM154 210H155V209H154ZM154 210H153V208H152V211H154ZM165 210H166V209H165ZM169 210H170V209H168L167 211H169ZM196 210H197V212H198V208H196ZM209 210H210V209H208V211H209ZM239 210H240V212H242V210H241V206H240V209H239ZM239 210H238V206H237V208H236V212H235V213L238 214V211H239ZM247 210H248V209H247ZM249 210H250V208H249ZM258 210H259L260 212H257ZM7 211H6V213H7ZM19 211H20V210H19ZM73 211H75V210H73ZM91 211H92V210H90L89 212H91ZM111 211H113V210H111ZM155 211H156V210H155ZM163 211H164V209H163ZM170 211H171V210H170ZM218 211H219V210H218ZM218 211H217V215H218V213H219V214L222 213V212L220 213V211H219V212H218ZM8 212H9V211H8ZM35 212H36V211H35ZM38 212H39V211H38ZM38 212H37V213H38ZM69 212H70V211H69ZM109 212H110V211H109ZM114 212H115V210H114ZM114 212H113V213H114ZM121 212H122V211H121ZM123 212H125V211H123ZM139 212H140V211H139ZM141 212H142V211H141ZM145 212H146V211H145ZM156 212H157V211H156ZM193 212H194V211H193ZM245 212H246V210H245ZM3 213H4V212H3ZM10 213H11V211H10ZM47 213H48V212H47ZM60 213H63V212H61V210H60ZM96 213H97V212H96ZM113 213H111V214H113ZM142 213H143V212H142ZM146 213H147V212H146ZM166 213H169V212H166ZM190 213H191V212H190ZM194 213H195V212H194ZM204 213H205V212H204ZM206 213H207V211H206ZM206 213H205V214H206ZM64 214H66V213H64ZM73 214H74V213H73ZM73 214H72V217H73ZM101 214H102V213H101ZM105 214H106V213H105ZM107 214H108V213H107ZM111 214H109V215H111ZM133 214H134V213H133ZM136 214L138 215V213H136ZM154 214H156V213H154ZM0 215H1V214H0ZM3 215H4V214H3ZM3 215H2V216H3ZM68 215H69V214H68ZM70 215H71V214H70ZM92 215H93V214H92ZM95 215H96V214H95ZM97 215H98V213H97ZM99 215H100V214H99ZM137 215H136V216H137ZM143 215H144V214H142V216H140V217H144V216H145V215H144V216H143ZM146 215H147V214H146ZM150 215L152 216V214H150ZM213 215H215V214H213ZM231 215H234V213H232ZM161 216H162V214H161ZM161 216H160V217H161ZM168 216H169V215H168ZM182 216H183V218H184L185 215L182 214ZM188 216H190V215L188 214ZM193 216H194V215H193ZM205 216H206V215H205ZM227 216H229V215H227ZM237 216H238V215H237ZM109 217H110V216H109ZM149 217H150V216H149ZM153 217H154V216H153ZM153 217H152L151 219H153ZM156 217H158V216H155V218H156ZM162 217H163V216H162ZM164 217H165V216H164ZM186 217H187V216H186ZM224 217H225V216H224ZM224 217H223V220H222V221H224ZM230 217H231V216H230ZM234 217H235V216H234ZM107 218H108V216H107ZM144 218H145V217H144ZM158 218H159V217H158ZM171 218H172V216H171ZM236 218H237V217H236ZM236 218H235V219H236ZM146 219H147V218H146ZM149 219H150V218H149ZM179 219L181 220V218H179ZM179 219H177V220L179 221ZM187 219H188V218H187ZM187 219H186V220H187ZM215 219H217V218H215ZM215 219H214L213 221H215ZM94 220L96 221V219H94ZM115 220H116V219H115ZM115 220H114V221H115ZM163 220H164V219H163ZM188 220H189V219H188ZM251 220L253 221V223H251ZM61 221H62V220H61ZM80 221H81V220H80ZM100 221H101V220H100ZM100 221H99V222H100ZM118 221H119V220H118ZM122 221H123V220H122ZM137 221H138V220H137ZM152 221H153V220H151L150 222L152 223ZM155 221H157V220L155 219ZM202 221H203V220H201V222H202ZM213 221H212V222H213ZM218 221H219V219L217 220V222H218ZM225 221H226V219H225ZM96 222H97V221H96ZM119 222H120V221H119ZM119 222H117V224H118ZM134 222H135V221H134ZM144 222H145V221H144ZM147 222H149V221H147ZM160 222H161V221H160ZM175 222H177V221H174V222H173V225L175 224ZM201 222L199 221L200 224H201ZM209 222H210V223H208V224H211V225H208V224H207L208 226H212V225H214L213 223H216V221L213 222V223H212L211 221H209ZM219 222L221 223V221H219ZM16 223H18V222H16ZM20 223H21V224H20ZM20 223H19L20 225H23L22 222H20ZM123 223H124V222H123ZM138 223H140V221H139ZM142 223H143V222H142ZM142 223H141V225H142ZM153 223H154V222H153ZM222 223H223V222H222ZM19 224H18L17 226H19ZM60 224H61V223H60ZM64 224H65V223H64ZM84 224H85V223H84ZM96 224H97V223H96ZM126 224H128V223H126ZM129 224H130V223H129ZM131 224H132V222H131ZM163 224H165V223H163ZM163 224H162V225H163ZM218 224H219V223H218ZM30 225H31V224H30ZM32 225H33V224H32ZM61 225H62V224H61ZM91 225L96 226V225H94V224H91ZM100 225H101V226H99V227H102V226L104 227L105 223H104L103 225H102V223H101ZM110 225H111V224L109 223V226H110ZM115 225H116V224H115ZM132 225H133V224H132ZM138 225H139V224H138ZM207 225H206V227H207ZM222 225H225V223L222 224ZM10 226H11V225H10ZM58 226H59V225H58ZM150 226H151V224H150ZM168 226H172V225L169 224ZM199 226H200V225H199L198 223H197V226H196V224H195V227H196V228H198ZM19 227H20V226H19ZM28 227H29V226H28ZM33 227H34V226H33ZM63 227H64V226H63ZM188 227H189V226H188ZM188 227H187V228H188ZM190 227H191V226H190ZM248 227H249V229H248ZM9 228H10V227H9ZM54 228H56V227H54ZM58 228H59V227H58ZM58 228H56V229L58 230ZM65 228H66V227H65ZM187 228H185V230H187ZM191 228H192L191 230H193L194 225H193V227H191ZM215 228H216V227H215ZM217 228H218V227H217ZM14 229H15V228H14ZM14 229H13V230L11 229L12 232H14ZM23 229H24V227H23ZM36 229H37V228H36ZM188 229H189V228H188ZM202 229H203V228H202ZM218 229H220V228H218ZM232 229H233V230H232ZM3 230H4V229H3ZM3 230H1L0 232H4ZM11 230H9V231H11ZM21 230H22V229H21ZM26 230L28 231L27 228H26ZM64 230H66V229H64ZM70 230H71V229H70ZM185 230H184V231H185ZM189 230H190V229H189ZM189 230H187L188 233H190ZM5 231H6V230H5ZM9 231H8V232H9ZM31 231H32V230H31ZM31 231H30V232H31ZM47 231H48V230H47ZM62 231H63V230H62ZM71 231H72V230H71ZM187 231H186V232H187ZM216 231H217V230H216ZM243 231H244V232H243ZM16 232H17V230H16ZM28 232H29V231H28ZM35 232H36V231H35ZM50 232L52 233L51 230H50ZM55 232H57V231H55ZM63 232H64V231H63ZM63 232H62V233H63ZM68 232H69V230L66 231V233H68ZM166 232H167V231H166ZM178 232H180V231H178ZM197 232H198V230H197ZM212 232H213V231H212ZM233 232H234V231H233ZM233 232H231L230 234L232 235ZM238 232H237V233H238ZM261 232H262V231H261ZM261 232H260V233H261ZM17 233H18V232H17ZM53 233H54V232H53ZM57 233H58V232H57ZM181 233H183V232L181 231ZM188 233H187V234H188ZM223 233H225V232H223ZM234 233H235V232H234ZM234 233H233V234H234ZM247 233H248V234H247ZM260 233H259V234H260ZM263 233H264V232H263ZM263 233H262V234H263ZM21 234H23V233H21ZM54 234H55V233H54ZM58 234H59V233H58ZM70 234H72V232L69 233V235H70ZM238 234H239V233H238ZM241 234H239V235L235 238V240H236L238 237H240V236H241V239H242L243 237L246 238V236H244L245 234H244V235H243V234L241 235ZM5 235H6V233H5ZM30 235H31V234H30ZM63 235H65V234H63ZM175 235H176V234H175ZM17 236H18V235H17ZM24 236H25V235H24ZM24 236H23V237H24ZM31 236H32V235H31ZM182 236H183V234H182ZM185 236H186V235H184L183 237H185ZM256 236H257V235H256ZM8 237H9V236H8ZM59 237H60V236H59ZM180 237H181V236H180ZM227 237H228V236H227ZM248 237H247V239H249ZM14 238H16V237H14ZM17 238H18V237H17ZM177 238H179V237H177ZM208 238H209V237H208ZM258 238H259V237H258ZM258 238H257V239H258ZM25 239H26V238H25ZM52 239H53V238H52ZM64 239H65V238H64ZM216 239H217V238H216ZM219 239H220V238H219ZM241 239H239V238L237 239V241L239 240V242H240V243L238 242V244H241V243H242V244H246V243H244V242H245L244 240H246V239L243 238L242 241H241ZM254 239H256V237H255ZM254 239H251V240H254ZM16 240H17V239H16ZM33 240H34V239H33ZM35 240H36V239H35ZM57 240H58V239H57ZM220 240H221V239H220ZM11 241H12V240H11ZM41 241H42V240H41ZM53 241H54V240H53ZM210 241H211V240H210ZM213 241H214V240H213ZM213 241H211V242H213ZM215 241H216V240H215ZM231 241H232V242H235V241H233V240H231ZM237 241H236V242H237ZM246 241H247V240H246ZM179 242H180V240H179ZM252 242H253V241H252ZM255 242H256V241H255ZM22 243H23V242H22ZM35 243H36V242H35ZM38 243H39V242H38ZM134 243H135V242H134ZM257 243H258V242H257ZM259 243H260V242H259ZM25 244H27V243H25ZM33 244H34V243H33ZM182 244H183V243H182ZM242 244H241V245H242ZM255 244H256V243H255ZM216 245H217V244H216ZM241 245H238V246H241ZM261 245H262V242H261V244H260L259 246L255 245V247H256V248H257V247L259 248ZM21 246H24V244L21 245ZM27 246H28V245H27ZM42 246H43V245H42ZM111 246H112V245H110L109 247L111 248ZM217 246H218V245H217ZM242 246H243V245H242ZM242 246H241V247H242ZM253 246H254V245H253ZM263 246H264V245H263ZM263 246H261L262 248H259V249L257 248L258 251L261 252L262 249L264 248ZM171 247H172V246H171ZM231 247H232V246H231ZM241 247H240V248H241ZM249 247H250V246H248V249H249ZM255 247H253V248L251 247V248L253 249V251L255 250ZM30 248H31V247H30ZM39 248H40V245H39ZM113 248H115L114 245H113ZM219 248H220V246H219ZM233 248H234V247H233ZM236 248H237V247H236ZM243 248H244V247H243ZM245 248H247V247H245ZM245 248H244V249H245ZM251 248H250L249 250H251ZM22 249H23V248H22ZM101 249H102V248H101ZM108 249H109V248H108ZM152 249H153V248H152ZM157 249H158V248H157ZM257 249H256V251H257ZM109 250H110V249H109ZM112 250H113V249H112ZM115 250H117V249H114V251H115ZM175 250H176V249H175ZM240 250H241V249H240ZM20 251H21V250H20ZM106 251H107V250H106ZM148 251H149V249H148ZM157 251H158V250H157ZM201 251H203V250H201ZM217 251H218V250H217ZM234 251H235V250H234ZM246 251H247V249H246ZM256 251H255V254H256L255 257L258 258L259 262H258V260H257L256 258H255V261H256V263L258 264V263L261 262V260H260L259 257H258L259 254H261V253H260V252L258 253V251H257V252H256ZM18 252H19V250H18ZM39 252H40V251H39ZM108 252H109V251H108ZM118 252H120V251H118ZM122 252H124V251H122ZM127 252H128V251H127ZM196 252H197V251H196ZM237 252H238V251H237ZM240 252H241V251H240ZM240 252H239V253H240ZM103 253H104V252H103ZM109 253H110V252H109ZM120 253H121V252H120ZM120 253H118V254H120ZM128 253L130 254V252H128ZM136 253H137V252H136V250H135V255H136ZM139 253H140V252H139ZM139 253H138V254H139ZM144 253H145V252H144ZM152 253H153V252H152ZM176 253H177V252H176ZM248 253H249V252H248ZM257 253H258V256H257ZM104 254H105V253H104ZM116 254H117V253H116ZM118 254H117V256H118ZM123 254H124V253H123ZM138 254H137V255H138ZM161 254H162V251H161ZM165 254H166V253H165ZM173 254H174V253H173ZM244 254H246V253H244ZM263 254H264V253H263ZM102 255H103V254H102ZM121 255H122V254H121ZM124 255H125V254H124ZM131 255H134V253L131 254ZM163 255H164V253H163ZM108 256H109V255H108ZM142 256H143V255H142ZM144 256H145V254H144ZM152 256H153V255H151L150 257H152ZM158 256H161V255H158ZM165 256H166V255H165ZM167 257H168V256H167ZM173 257H174V256H173ZM250 257H251V256H250ZM118 258H119V257H118ZM118 258H116V259H118ZM135 258H137V256H136ZM156 258H157V256H156ZM224 258H225V257H224ZM224 258H222V259L224 260ZM226 258H227V257H226ZM228 258H229V257H228ZM241 258H242V257H241ZM243 258H244V257H243ZM247 258H248V257H247ZM111 259H112V258H111ZM147 259H148V258H147ZM160 259H161V258H160ZM219 259H220V258H219ZM229 259H230V258H229ZM248 259H250V258H248ZM252 259H253V258H252ZM101 260H102V259H101ZM109 260H110V259H109ZM113 260H114V259H113ZM133 260H134V259H133ZM141 260H142V259H141ZM148 260H149V259H148ZM157 260H158V258H157ZM226 260H228V259H226ZM240 260H241V259H240ZM103 261H105V260L103 259ZM130 261H131V260H130ZM136 261H137V260H136ZM182 261H183V260H181V262H182ZM224 261H225V260H224ZM55 262H57V261H55ZM149 262H150V261H149ZM151 262H153V261H151ZM163 262H164V260H163ZM206 262H208V261H206ZM233 262H234V261H233ZM240 262H241V261H240ZM51 263L54 264L53 262H51ZM146 263H147V262H146ZM153 263H154V262H153ZM159 263H160V262H159ZM161 263H162V262H161ZM161 263H160V264H161ZM229 263H231V262L229 261ZM244 263H245V262H244ZM244 263L242 262L241 264H244ZM256 263H255V264H256ZM261 263H263V260H262ZM55 264H56V263H55ZM106 264H107V263H106ZM113 264H114V263H113ZM127 264H129V263L127 262ZM131 264H132V263H131ZM136 264H137V263H136ZM168 264H169V263H168ZM226 264H228V263H226ZM235 264H236V263H235ZM247 264H249V263H247Z\"/></svg>",
	"mask_w": 264,
	"mask_h": 264
}]
</instances>
